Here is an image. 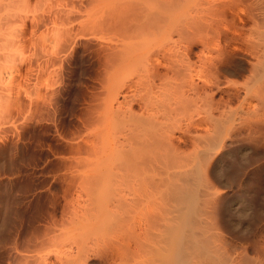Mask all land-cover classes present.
Returning <instances> with one entry per match:
<instances>
[{"label":"bare ground","instance_id":"bare-ground-1","mask_svg":"<svg viewBox=\"0 0 264 264\" xmlns=\"http://www.w3.org/2000/svg\"><path fill=\"white\" fill-rule=\"evenodd\" d=\"M81 1L82 0H72L73 7L76 5L78 6ZM99 1L102 3V7L99 10L97 19H95V25L100 30L99 39L101 42L99 41L100 44L98 45L100 46V50H102L103 55V58L101 57V62L103 59V65H101L107 74H110L112 69L115 71L121 68L129 69V75L126 78L127 80L119 82L118 87L120 89H128V91H130V95L124 94L125 96L123 95V100L118 101V106H120L121 109L117 108V111L110 107V104H108L107 100L106 102H103L105 100L103 98V106L101 105L102 102L99 104L101 100L99 101V99H96L94 101L95 95H93L92 99L94 105L92 106V103L89 102V107H87V105L86 110H82L83 113L80 110L82 116L81 119H79L80 121L77 123V125L75 127L73 126L72 129L68 131H66L67 129L65 131L62 130V137L66 140L64 152L67 154V156L64 158V161L62 160L60 165L63 172V176H61L62 180H67V187L73 190L76 189L79 194L82 193L87 198H85L86 200L89 199L90 201L92 200L94 202L101 201L102 203L104 202L103 204H105V206H107L108 203H111L112 206L114 203H116L115 206H119L118 208H121L120 206H124L122 203L124 202V198H126H123L124 195L118 196V186L121 189L124 185L130 186L129 182H131L132 184L138 185L141 191L142 189H145V187L156 188L159 187L160 184L166 186V194H171V198L169 199L171 201L173 200V205L176 203V205L183 207V217L185 218L183 225L186 226V229L183 234L176 238L177 244H175L176 242L174 241V244L177 246L173 256L176 255V251L178 254L175 257L172 255V257L169 256L171 258L165 257L164 261L162 259V261L160 260L162 263H159L160 261H158V263L191 264V262L194 261L193 259H195V261L199 260L197 264H209L210 258L212 260H214V258L217 259V257L211 254V252L206 254V257L207 255L210 256L211 254L214 258L211 256L208 259L201 261V258H194L191 255H193L194 251H198V249L209 250L210 248L207 236V234L211 233L209 227L211 228L213 226V223H211L212 226H209L210 220L212 219V214L210 211L213 209L210 208L212 205H215L214 202L212 204V201L215 200H211V197L212 195H215L213 193H216L214 190L213 192L211 190L215 188L214 186H211L213 182L211 177L214 175L210 174L207 177L209 166H211V163H213V161L211 162L212 159L209 160L210 154L213 153L212 151L214 149L216 151V148H222L221 150H223V148L228 145L225 144L226 139L228 140L231 138L234 141H240V145L249 149V153L245 156L242 155L241 157V155L238 154V147H231L230 151L232 154H230L232 156L229 158V162H231L232 165L234 164L233 166L236 168V171L234 168L235 176L240 180H235V176H230V178L232 177L234 179H230L231 182H228L229 185L231 184L233 186L234 184L236 187L239 186V190H242L241 193L245 195V199L248 202H253V200L256 201L255 198L259 194L258 190L263 185V183L261 184L260 182H263L264 180V178H261V172L264 171V162L260 163V160L261 157L264 156V0H195L194 2L200 5L198 11H200V14L202 12L201 15L204 17L201 16L200 18L198 11L193 15L188 14L187 17L190 16L193 18L195 16L193 18V20H196L194 21V24L193 20L191 24L190 17H188L190 21L187 19L185 22L183 21L186 17L184 15L185 13L183 14L185 16L184 19L183 15L181 14V21L183 23H179L180 18L177 20L178 17L174 15V12H176V10L178 11L180 7L182 8V4L186 3L188 0ZM96 2H98V0ZM47 3L48 1L46 4ZM1 4L2 2L0 1V5ZM54 4L56 3H53V5ZM27 6L28 5L26 3V7ZM30 6L28 9H30ZM242 7L245 8V13L244 10H242ZM59 8L60 7H58V9ZM1 11L2 10H0V14H3ZM53 11H55V9ZM203 11H205V13H203ZM8 12L10 14L11 11L8 10ZM8 12L5 13L7 14ZM29 12L31 13V11ZM182 12H184V8L182 9ZM70 13L72 12L70 11ZM2 14L0 15V28H2V24L4 26H6L7 23L13 24V22L11 23V20H9V22L7 21V23L6 20H4L6 23L5 24L3 22L4 15L1 17ZM11 14L15 15L16 13ZM11 14L9 18H12V21L13 18L15 22L16 20L19 21V15V18L16 15L17 19H15V17H12ZM6 16L8 17L9 15H5L4 19H7ZM20 16L22 15L20 14ZM197 17L200 20L199 25L197 23ZM48 18L51 22L55 23V21L59 19L69 21L71 16L63 10H57ZM33 20L35 19L33 18ZM27 21H29V19ZM59 21H57L58 23L56 22L58 26H60ZM91 21L93 22V20ZM186 21H188V23ZM51 22L49 25L52 26L54 23ZM44 23L46 24V22ZM72 23L74 24V21ZM184 23L185 26L180 25ZM10 24L8 25L10 26ZM23 24L24 23L22 21V25ZM35 24L37 23L35 22ZM66 24L67 23L64 25ZM70 24H67L68 26L66 28L64 26L65 29L63 28L64 30L62 32H60V28L54 29L56 32H52V28L54 27L51 28L50 26L49 29L52 30L51 34H47V32V35L44 36L43 33L45 34L46 31L42 30L41 32L43 33L40 34V36L42 35L41 37L44 41L43 42L41 40V45L42 42L45 43L43 46L39 45L40 42L38 41V43L36 38V41H34V43L37 42V44H35V48H38L37 50L39 51L44 47L42 51H45L44 54L41 52V54L44 55L42 56L43 59L41 60V62H43H40L41 65L43 64L44 66H49L50 62L57 63L55 61L57 59L59 60L58 64H60V59L62 57L60 54L64 53V51L68 49L69 45H72L73 42H76V37L78 36V33L80 34L78 28L79 26L77 27L73 26V24ZM55 27L57 26L55 25ZM90 27L92 28V26ZM30 28L35 30L34 27V29L31 26ZM57 32L60 33L57 34ZM10 33L11 32H9V35ZM36 34L39 36V33ZM0 35L3 34L0 32ZM14 35L17 36L18 34L16 35V33H14ZM12 36H6L7 40H4V36L0 45H5V41L9 42L10 44V38L13 42ZM18 37H14L15 41L18 40ZM33 40L35 39L33 38ZM15 41L13 43H15ZM50 42H52V44L48 45ZM13 43L12 45H15ZM23 43L24 39L20 46H23ZM195 43L201 44L199 48L201 50L197 52V62L191 61L188 55L191 51V46ZM16 46H18V43ZM49 49H51V51H49ZM239 50L244 51L253 60H250L249 75H247L244 83L241 86L234 85L237 83H233V85H231V82L224 84L222 78L224 77V74L232 73L234 71V67L232 69L230 63L232 60H236V54ZM41 54L39 53L38 58H41ZM13 58L14 57H12V59ZM5 60H3V63ZM9 60L11 59L9 58ZM0 61L2 62V60ZM236 61H232L233 64ZM10 65L11 64H9V66ZM15 65L16 64H14V66ZM41 65H38L37 68L39 69ZM14 68L12 63V65L8 68L9 70L11 69L10 76L13 75L12 71L13 73L15 70L17 71V69L13 70ZM4 69L6 70L5 67L0 70H3L4 72ZM1 72L0 74L6 76L3 74V72ZM106 72H104V75ZM238 72L236 74H238ZM9 74L7 72V75ZM107 74L106 76H108ZM2 75H0V79H2V82H0V88H6L7 86H5V79L2 77ZM106 76L105 78L104 76H101V79L106 80ZM108 77L107 82H110ZM6 81L7 85L10 84L7 89L9 87L13 88V85L10 83V79ZM1 83L4 85H1ZM10 90L12 89H9V91ZM9 91L7 92L9 93ZM96 97H98V95H96ZM92 99L90 100L92 101ZM95 102H98V106L97 104L95 105ZM134 105H138L140 107V112H137V110L134 111ZM193 128L202 129L204 134L196 133L197 136H192V131L189 135L188 133L190 129L193 130ZM177 131L179 134H176ZM195 137H197L198 140H196ZM174 139H179L185 143L189 139H192V141L195 140L197 142L200 141V146H194L195 148L192 151H188L189 149L186 146L188 149L186 152L185 150L181 149L180 145H178V143L180 144V141H176V144ZM229 145H231V143ZM229 145L226 146V148L230 147ZM211 158L213 157L211 156ZM215 173L216 172H214V174ZM154 176L157 178H154ZM218 176L220 177V175ZM196 177L197 179L202 178L199 179V181L203 183L201 184L199 181H196L198 182L197 184L194 182ZM113 178L117 179L118 181V186H116V188H113L111 185ZM203 179L206 180L202 181ZM220 179L222 180V178ZM210 180L212 181L211 183ZM215 182L217 183V180ZM193 184H197V187H194ZM257 186H259V189ZM140 190L137 189L138 196H141ZM169 194L165 197H168ZM259 196L260 195H258V197ZM102 198L105 199V201L102 200ZM95 199L97 201H95ZM139 199L127 200L128 202L126 201L125 203V205L127 204L126 207L138 204L137 202L141 201ZM106 201L108 203H106ZM217 201L220 200L218 199ZM166 202L168 203V201H165V203ZM262 203H264V201L260 203L261 206L264 205ZM109 204L108 206H110ZM168 204L172 205L171 202ZM253 204L255 205L254 202ZM252 211L253 215L251 216H254L252 222L256 221V219L261 220V218H263L264 212H257V210L254 211V209ZM212 216L214 217V215ZM245 218H247L246 214L244 220ZM241 220L242 218L240 221ZM247 221L250 220L247 219ZM30 223V225L33 224L32 222ZM38 228L35 227L36 231L34 230V232L38 233V230L42 232L45 231L44 228L47 229L46 227H44L43 230L40 229L41 227L39 229ZM246 232L247 231H245V233ZM236 235L239 236L238 234ZM227 243H229V241ZM260 245L263 247L262 251H264V240L263 244ZM215 249L216 248H214V250ZM230 250L228 254H231ZM240 250L242 252L243 249H238V251ZM191 251L193 253H191ZM217 253H219V251ZM263 253L261 254L263 255ZM65 254L66 255L63 257V264H78L83 261V257H81L79 254ZM35 257L36 255L32 254L23 255V257H12L10 255V258L7 260V264H33ZM121 258L124 260L120 261ZM121 258L118 260L119 264H121V262L122 264H135L134 261H136L137 264L138 261L140 264L142 263V260L137 258L131 257L132 259H130L128 256ZM126 258H129L130 260ZM46 259L47 256L39 257L38 264H45ZM84 259L86 260L87 258ZM85 262H87V260ZM211 263L214 264L210 261V264ZM192 264H194V262ZM235 264H237V262Z\"/></svg>","mask_w":264,"mask_h":264},{"label":"rangeland","instance_id":"rangeland-1","mask_svg":"<svg viewBox=\"0 0 264 264\" xmlns=\"http://www.w3.org/2000/svg\"><path fill=\"white\" fill-rule=\"evenodd\" d=\"M0 1L2 2V4L0 5V10H2L1 12H3V14L1 13L2 14L1 17H3L4 15L5 18V15H9L8 17L6 16L7 19L3 18V22L4 20H6V23L7 21L9 22V20H11V23L13 22V24L10 23L6 24L4 22L6 26L10 24V26L8 25L7 27L2 24V28L4 29L0 28V32L1 34H3L0 35L1 37L0 43H2V38H4V36H5L4 40H7L6 36L11 37L13 34L12 36L13 42L15 41L14 37L16 38L19 36L18 40H16L15 43H13L10 38L9 40L10 44L9 42L5 41L6 42L5 45L4 44L0 45L1 47L0 60H2V62L0 61V64L3 65V66L0 65V69H3L5 67L8 74L10 73L9 75H7V72L4 69V72L3 70H0V72L2 71L3 74H5L6 76L2 74L0 75H2V77L5 79V83H6L5 86L7 87L10 86V84L7 85V81H6L9 79L11 85H13V88L12 87L11 88L9 87L8 89L7 87L0 88L1 89L0 92V264L1 263L7 264V260L8 258H10V255L12 257L13 256L23 257V255H27V254L36 255L33 264H38V259L41 256H45V257L47 256L45 264H63L64 261L63 257L66 255L65 253L79 254L81 257H83V261L78 264H119L118 260L121 257L125 258L127 256L130 259L137 258L139 260H142L141 264L144 263L146 264V261L147 264H159L162 263L161 262L162 260L164 261L165 257L167 258L171 255L173 256L175 254L174 252L177 246L175 245L177 244L176 238H178V236L184 233L186 226L183 225L185 221V218L183 217L184 216L183 207L176 205V203H174L173 205V200L171 201L169 199L171 198L170 196L171 194L169 193L166 194V189H167L166 186L160 184L159 187L156 188L145 187V189H142L141 191L138 185L129 182L130 186L124 185L120 189L119 186L117 185L118 184L117 179L113 178L111 181V185L113 188H116V186H118L117 189L118 196L124 195L123 198L126 197L124 198V202L122 203V205L124 206L123 207L120 206L121 208H118L119 206H115L116 203L114 204L112 203L113 204L112 206L111 203L109 204L106 201V203H108L110 206H108V204L107 206H105V204H103L104 202L102 203L101 201H97L96 199L95 201L97 202H94L92 200L90 201L89 199L86 200L87 198L82 193L79 194L76 191V189L74 190L69 189L66 185L67 180L64 179L65 180L64 182V180H62L61 177L63 176L62 174L63 172L61 170L62 168L60 167V165L62 163V160L64 161V158L67 156V154L64 152L66 147V143H65L66 140L62 137L61 132L65 131L66 129H67L66 131H68L72 129L73 126L75 127L77 125V123L80 121L79 119H81L83 113L82 110H86L87 105H88L87 107H89V102L92 103V106L94 105L92 99L93 95H95L94 101L96 99H99V101L101 100L99 102L100 104L103 101V99H105L103 102H106L107 100L108 104H110V107L116 111L118 109H121V107L118 106L119 104L118 101L123 100V95L124 94L130 95V91H128V89L126 88L120 89L118 87L119 82L127 80L126 78L129 75L128 68H121L116 71L112 69L110 74H107V72L103 70V66H102L103 59L101 62V57L103 58V55H102V50H100V46L98 45L101 42V40L99 39L100 30L95 25L96 23L95 19H97L99 15V10L102 7V3L99 0L98 2H96L97 0H82L81 3L78 4V6L76 5L75 7H73L72 0H27V1L0 0ZM47 1L49 4L48 3L46 4ZM194 1L195 0H188L186 3H184L185 6L184 4H182L183 7L179 8L178 10L179 12L177 10L176 12H174V15L178 17L177 20H179L180 18L179 23H183L181 21V18L184 13L186 17L183 15V19L185 17L183 21L185 22L186 19L190 21V19L188 18L190 16L187 17L188 14L193 15L199 10L200 5H198ZM26 3L28 5L27 7H26ZM53 3L56 4L53 5ZM5 5L8 9L5 7ZM57 5L58 7H60L59 9ZM29 6L30 9H28ZM76 8L80 12H78ZM183 8H184V12H182ZM54 9L55 11L63 10L64 12H67V14L71 16L70 20L67 21V20L59 19L62 21L56 20L55 23L51 22L48 17L51 14H54L55 12L53 11ZM8 10L11 11L10 14L16 13L15 15L11 14L12 17H15V19H17L19 15L20 17V18L18 17L19 21L16 20L15 22L14 18L12 21V18H9L10 14ZM28 10L31 11V13ZM242 10H244L245 13L244 7H242ZM4 11L8 13L6 14ZM70 11L73 14L70 13ZM203 13H205V11H203ZM20 14L22 16H20ZM198 14L200 15L199 17L201 18L202 12L200 14V11H198ZM26 18L27 20L29 19V21H27ZM33 18L35 20H33ZM193 18H191V24ZM91 20H93V22ZM22 21L24 23L23 25H22ZM43 21L46 22V24L48 25H46ZM57 21L60 22L59 23L60 26L56 24ZM73 21L74 24L72 23ZM188 21L186 22L188 23ZM194 21L196 20L195 19L193 20V24ZM199 21L200 20L198 19L197 22L198 25H199ZM35 22L37 24H35ZM50 22L54 24H52L51 26L49 25ZM70 22L71 24H73V26H77V27L79 26L78 28L80 34L78 33V36L76 37L75 40L76 42L75 43L73 42L72 45L68 46V49L64 51V53L60 54L62 56L60 59V64H58L59 60L57 59L55 60L57 63L50 62L49 66L47 65L44 66L43 64L41 65V63L43 62V61L41 62V60L43 59L42 56H44L41 54V52L43 54L45 52L42 51L44 47L41 49V46L45 44L43 43L44 41L42 40L41 37L42 35L40 36V34L43 33L41 31L42 30L46 31L45 34L43 33V36L47 34H51L52 30H53L52 32H56V30L54 31V29H58V28H60V32H62L68 26L67 24H70ZM65 23L67 24L64 25ZM55 25L57 27H55ZM180 25L185 26V23ZM30 26L32 28L34 27L35 30H32ZM50 26L51 28L52 27L54 28H52L51 30L49 29ZM90 26H92V28ZM189 26H190V22H189ZM9 32H11L10 33L11 36L9 35ZM17 32H19L21 35ZM60 32H57V34ZM14 33L18 35L15 36ZM36 33H39V36ZM22 38L24 39L25 44L23 43L22 44L23 46H20L21 43L23 42ZM33 38L35 40H33ZM36 38H37V42L38 41L40 42L39 45H41V40L43 41L42 45L40 46L41 50L39 51L37 50L38 48L37 49L35 48V44H37V42L34 43V41H36ZM12 43L15 45H12ZM17 43L19 47L16 46ZM49 44H52V42L48 43V45ZM195 44L191 46L190 49L191 51L189 52L188 55L191 61L197 62V58H198L197 52L201 50L199 49L201 44L199 43L198 44L195 43ZM49 51H51V49H49ZM39 53L41 54L40 55L41 58L40 57L38 58ZM237 54H236L237 58L235 57L234 58L238 61L232 60L236 62H234L233 64V62L231 61L230 63L231 68L233 69L234 67L233 69L234 71L232 73L224 74V77L222 78L224 84L226 83L228 84L231 82L230 83L231 85H233V83H237L234 85L241 86L244 83L247 75H249L250 60H252V58H250V56L242 50H239ZM12 57L14 58L12 59ZM9 58L11 60H9ZM3 60H5L4 63ZM12 63H13V68L17 67L14 68L13 70L17 69V71L15 70L16 74L15 72L13 73L12 71L13 75L10 76L11 75L10 71L12 67L10 70L8 68L12 65ZM9 64L11 65L9 66ZM14 64L16 65L14 66ZM38 65L39 66L41 65L39 69L37 68ZM104 72H106L105 75ZM237 72L238 74H236ZM106 74L110 78L106 76ZM101 76L102 77L104 76V78L106 76V80L105 79L102 80ZM107 77L110 80V82H107ZM0 80H1L0 82H2V79ZM3 83H1V85ZM9 89L12 90L9 91ZM7 91H9V93ZM96 95H98V97H96ZM90 99H92V101ZM103 102L101 104L102 106H103ZM97 103L98 102H95V105ZM80 110L82 113H80ZM136 110L137 112H140V107L138 105H134V111ZM190 133L192 136L194 135L197 136L196 133L204 134V131L199 128L197 129L193 128V130L190 129L188 134L190 135ZM176 134H179V132L177 131ZM195 138L196 140H198L197 137ZM174 140H175L174 142L176 143V141L178 142L179 139L177 140L174 139ZM239 142L240 141H236V140L234 141L231 138H229L228 140L226 139L225 144L229 145L231 143V145H229L230 147H227L229 150L226 148V146L228 145H226L225 148H223V150H221L222 148H218V149L216 148V151L214 149L212 151L213 153L211 152L212 154H210L209 156L210 159L208 158L209 160L212 159L211 162L213 161V163H211L212 165L210 164L211 166H209V170H208L209 172L207 177L210 174L216 177L215 178L214 176L212 177L210 176L213 181L212 182L210 180V183L212 182L211 186L215 187L214 189L211 190L212 192L213 190L214 192H216L213 194H215L217 197L215 195L214 196L212 195V197L215 198L211 197V200H215L212 201V204L214 202L215 205L214 206L212 205V207L210 208V209L213 208L210 211V213L214 215V217L211 215L213 220L210 217L212 221L209 219L210 220L209 226H212L211 223H213V226L211 228L208 226L211 235L207 234L211 249L210 248L209 250L198 249V251L197 250L194 251V249L192 248L194 253L191 251V253H193V255L191 256L194 258L195 257L201 258L200 261L208 259L209 257L212 256L211 254H213L214 256L217 257V259L212 256L214 260H212L211 258L209 260L214 264L216 263L235 264L236 262L237 264L238 263L252 264L253 262H254L253 264H260V263L264 264L263 262L264 251H262L263 247H261L260 245L263 244V240H264L263 239L264 216L263 218H261V220L256 219V221L254 222H252L254 216H251L253 215V211H252L253 209L254 211L257 210V212H261V211L262 213L264 212V205L261 206L260 204L262 201H264V195H263L264 180L261 179L263 180V182L260 180L261 181L260 183L261 184L263 183L262 186L259 185L261 186L260 189L258 188L259 186H257L259 190H262V188L263 190L262 191L258 190L259 193L258 195H260L259 196L260 198L257 195L255 198L256 201L253 200L255 205L253 204L252 201L248 202L245 199V195L241 193L242 190H239L240 189L239 186L236 187V185L234 184L233 186L231 184H230L231 186L229 185L231 180H233L234 178L235 180L238 179L235 176L236 168L235 166H233L234 164L232 165V163L229 162V158L232 156L231 155L232 153L230 151L231 147L232 148L238 147L237 148L239 150L238 154L241 155V157L242 155L245 156L246 154L249 153L248 152L249 149L240 145L241 143ZM178 145L181 146V149L187 152L188 149H189L188 151L190 150L192 151L195 147H199L200 141L197 142L195 140L192 141V139L191 140L189 139L186 141V143L180 141V144L178 143ZM186 146L188 149L186 148ZM211 156L213 158H211ZM263 162H264V156L261 157L260 160V163ZM214 172L216 173L214 174ZM218 175H220V177ZM230 176L233 177L235 176V177L230 178ZM263 176H264V171L261 172V178H264ZM154 178L157 177L154 176ZM220 178H222V180ZM199 179H197L196 177L194 182L199 181ZM205 180L206 179H203L202 181ZM216 180L217 183L215 182ZM199 182L201 183V181ZM196 183L198 184V182ZM196 185H194V187ZM137 189L141 191L140 192L141 196H138ZM168 194L170 197L169 196L165 197ZM138 197L141 198L139 199ZM257 197L259 201L257 200ZM129 199H139L141 201L137 202L138 204L136 205L133 206L130 205V207H126L127 204L125 205V203ZM218 199L221 202L217 201ZM102 200L105 201V199L103 198ZM165 201H168V203L171 202L172 205L168 204L167 202L165 203ZM245 214L247 218H245L244 220ZM241 218L243 221L242 220L240 221ZM247 219L250 221H247ZM30 222H32L33 224L30 225L31 224ZM35 227L36 228L41 227L40 229L42 230L44 227H46L47 229L44 228L45 231L41 230L42 232L38 230L39 231V232L37 231L39 233L38 234L34 232ZM229 227H231L232 229ZM245 231H247L249 234L247 232L245 233ZM256 233L259 235H257ZM236 234H238L239 236H237ZM228 241L229 243H227ZM214 248H216L217 250L216 249L214 250ZM238 249H243V250L241 252V250L238 251ZM229 250L231 254H228ZM258 250L259 252L263 253V255L259 253ZM218 251L219 253H217ZM210 252H211L210 256L207 255L206 257V254ZM177 254L178 252L176 251V255ZM256 255L259 256L257 257ZM242 256H244L245 258ZM84 258H87L86 259L87 262H85L86 260ZM241 259L243 262L241 261ZM121 260L122 258L120 259V261ZM193 260L192 261L194 262V264L195 263L197 264V262L199 261V260L195 261V259ZM158 261L160 262L158 263ZM193 262H191V264ZM134 263L137 264L136 261H134ZM138 264H140L139 261Z\"/></svg>","mask_w":264,"mask_h":264}]
</instances>
